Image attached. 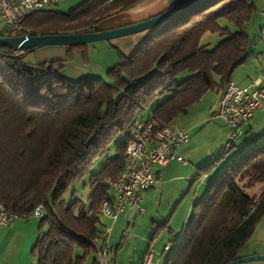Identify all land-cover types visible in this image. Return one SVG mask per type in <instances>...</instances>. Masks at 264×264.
Masks as SVG:
<instances>
[{"label":"trees","instance_id":"obj_1","mask_svg":"<svg viewBox=\"0 0 264 264\" xmlns=\"http://www.w3.org/2000/svg\"><path fill=\"white\" fill-rule=\"evenodd\" d=\"M141 1L85 0L67 14L48 9L29 17L18 36L105 31L101 27L114 13ZM255 12L252 0L196 4L155 27L132 56L115 48L118 62L105 77L77 81L66 77L67 60L32 66L25 58L29 51L0 47V197L19 218L43 207L33 249L37 264H86L92 257L102 264L108 226L101 206L114 196L106 181L117 180L127 165L135 121L154 118L164 128L208 93L224 94L252 55L245 28ZM207 33L221 37L216 47L202 44ZM11 37L0 32V38ZM222 159L202 168L196 181ZM87 178L84 196L77 185ZM258 184H264V145L211 184L167 264L239 259L264 218V192L257 197L246 190Z\"/></svg>","mask_w":264,"mask_h":264},{"label":"rangeland","instance_id":"obj_2","mask_svg":"<svg viewBox=\"0 0 264 264\" xmlns=\"http://www.w3.org/2000/svg\"><path fill=\"white\" fill-rule=\"evenodd\" d=\"M84 1L85 0H61L58 5L53 6L49 10L67 14ZM252 2L256 5V12L245 28L246 32L253 40L250 60L254 58L255 55L259 57L260 53L264 51V16L262 15L264 11V0H252ZM144 5L147 6L146 9H138L140 13L138 22H142L140 21L141 19L147 20L145 15L148 10L152 9L158 12L162 7L161 0H147ZM133 16L137 17L136 14H133ZM125 20L126 18L123 16L117 20L110 21L107 26H120L124 24L123 22ZM223 23L229 26L233 32L238 30L229 22ZM105 27L106 25H102L101 29L104 30ZM108 27L106 31L122 26L115 28ZM0 29L1 31L3 30V24L1 23ZM153 32L154 28L108 41L73 46L45 47L26 53L25 58L32 66H38L44 62L67 60L66 77L74 81L84 77H105L108 71L115 66V62L117 61L115 48L119 49L126 56H132ZM220 41L221 37L218 34L207 33L202 39V44H211L213 48L216 47ZM248 63L252 65V62ZM248 63L236 69L233 75L234 79L238 81V73L244 72ZM186 76L187 75H184L183 78ZM194 111H197V113L195 112L192 115V117H195V120H200L202 116L203 118H207L210 115L207 120V125L212 126L206 125V127L211 128L217 125L218 127H222V130L227 128L223 120L212 123L213 121L211 120H213V117L211 116H213L214 113L200 108V104L194 107ZM183 117H185V115L181 116L178 121H181ZM228 129L233 131V129L229 127ZM222 130L218 137L214 138L216 139L214 149H211L209 144L207 146L205 145L207 152H211L219 147L218 145L224 139ZM243 135L239 137L238 141L235 143V147L231 149L229 153L220 155L223 159L218 163V165L222 163V167L219 169L222 171L224 168V170L217 177L215 175V177L210 179L208 184H202V179L196 181L193 185L195 178L186 181L183 179L171 180L168 176H163L155 192H144L142 194L144 215L141 218H138L136 213H132L133 216L129 224L128 215L132 211L130 205H127V212L122 214L116 223L104 217V221L108 226L107 231L111 230V232L108 233L105 254L102 255V264H144L145 257L150 254V251L154 253L155 261L153 264H167L170 255L175 248L182 243L185 233L192 223L195 205L202 202L208 196L210 185L215 182L230 165L235 164L242 158L244 154L264 145L263 140L261 143L255 145V147L248 149L246 145L250 139H243L247 134ZM113 154L114 149L108 157L113 156ZM100 163L101 162L96 163L94 172L99 170ZM87 181L88 178L77 185L78 192L82 193L85 187L84 184ZM246 190L250 195L258 197L264 192V184H258L255 188H246ZM87 192H92L90 185ZM82 194L86 196V193ZM69 200L71 201L70 198ZM16 223V225L27 223L23 228V231L26 230L27 242L17 256L18 261L16 264H24L25 262L37 264V259L33 256V249L40 236V225L38 226L40 218L33 216L29 218H19ZM8 229L7 227L0 229V264H7L4 255L9 244L8 240H6L7 234L9 233ZM125 232L128 233L125 234ZM169 244L172 245V250L166 252L165 247ZM253 256H264V218L258 224L254 235L245 248L239 253V259ZM94 258L95 257L90 258L86 264H93ZM245 264H264V261H251Z\"/></svg>","mask_w":264,"mask_h":264},{"label":"built area","instance_id":"obj_3","mask_svg":"<svg viewBox=\"0 0 264 264\" xmlns=\"http://www.w3.org/2000/svg\"><path fill=\"white\" fill-rule=\"evenodd\" d=\"M60 2L61 0H0L2 31L12 33L14 36L19 35L29 17ZM262 15L264 16V11ZM258 111H264V71L260 78L253 79L247 87L232 80L221 97L218 112V117L233 129L226 151L234 148L244 133L243 128ZM158 127L159 124L154 118L135 121L132 138L126 151L127 165L117 180L106 181L114 196L103 202L101 214L114 223L126 211L127 205L131 206L138 218L144 215L142 194L155 190L157 183L155 167H165L173 160L185 162L179 150L190 142L189 130L180 126L177 121L164 128ZM32 216L42 218L43 207L37 208ZM18 219V215L7 210L0 197V227H11ZM107 232L110 233L111 230ZM171 250V244L165 247L166 252ZM152 258L151 252L146 257V263L151 264Z\"/></svg>","mask_w":264,"mask_h":264},{"label":"crops","instance_id":"obj_4","mask_svg":"<svg viewBox=\"0 0 264 264\" xmlns=\"http://www.w3.org/2000/svg\"><path fill=\"white\" fill-rule=\"evenodd\" d=\"M146 1L147 0H142L136 6H134L133 8L125 12L114 13L112 15L113 17H111L104 23L103 26L106 25L104 30L106 31V28L108 27L107 25L110 23V21L117 20L118 18L123 17V16H125L126 20L123 22L124 24L120 25L122 27L130 25V24L139 23L138 20L140 17L139 16L140 13L138 12V9L139 8L146 9L147 6L144 5ZM180 1L181 0H161V3H162V7L160 8L161 10H159L158 12L152 9L148 10L146 12L147 14L145 15V17H147L146 18L147 20L152 17H155L163 13L164 11L168 10L169 8H171L173 5L177 4ZM133 14H136L138 18L136 16H133ZM140 21H145V19L143 20L141 19ZM0 23L3 24L1 16H0ZM112 25H116V24H112ZM120 26L116 25V26H112L108 28H115V27H120ZM0 32H1V29H0ZM257 57L258 56L255 55L254 58H251V60H249L248 62H252V65L248 63L245 71L238 73L237 75L238 81L234 79V77H233V81L237 82L239 85L243 87H247L252 83L253 79L260 78L264 71V51L260 53V56L258 58ZM117 62H118V59L115 62V65L117 64ZM222 95L223 93L216 94V93L210 92L203 98V100L200 103V108L208 112L214 113V115L211 116L213 117V120H211L213 121L212 123L218 120L222 121V119L218 117V110H219V105H220V100H221ZM195 112L197 113V111H194V107H193L190 110V112L181 119V121H178L180 126L185 127L189 130L190 135H191L190 142L186 144L185 146H183L182 148H180L179 150V153L183 156L185 162H179L177 160H173L165 167H158V166L155 167L154 173L157 176L156 187H155V190L148 191V192H155L157 190L158 185H159L158 183L161 180V178H163V176H168L171 180L183 179L186 181H190L195 178V182L193 183L194 185L196 183V177L199 175L200 170L202 168L212 164L214 161H216L218 158L221 157L220 155L227 154L228 151H226V147L229 141L228 139L230 138L233 131H230V129H228L229 126L226 123L225 124L227 125V128L224 130H222V127H218L217 125L211 128L206 127V125L208 124L207 120L209 119L210 115L207 118H203L202 116L201 118L202 120L201 119L195 120V117H192L193 113ZM207 126H212V125H207ZM221 130H222V133L224 134V139L218 145L219 149L217 148L211 152H207V148L205 147V145L207 146L209 144V146H211L210 148L214 149L215 141H216V139L214 138L218 137ZM243 131H244L243 133L244 135L247 134V136L244 137L243 139H250V141H248L246 145L248 149L255 147V145H257L258 143H261L264 140V111H258L254 115L252 120L243 128ZM220 167H222V163L219 165L217 164L214 170L210 174L202 178V181H201L202 184H208V181L212 179L213 177H215V175L216 177L220 175L222 171L224 170L223 168V170L221 171V169H219ZM126 212L127 210L124 213ZM132 213H135V212L132 210L131 213L128 215L129 224H130V219L133 216ZM16 224L17 223L15 222L14 225H12L11 227H7L9 228L8 229L9 233L7 234L6 240H8L9 244H8V248L4 255V259L7 264H16V262L18 261L17 256L19 255L21 249L24 247L25 243L27 242V234L25 232L26 230L23 231V228L25 227L27 223H21L18 225ZM39 225L40 223L38 224V226ZM1 228L3 227H0V229ZM126 233L128 232H125V234ZM154 261H155V258H154V253H153L151 264H153ZM24 264H30V263L25 262Z\"/></svg>","mask_w":264,"mask_h":264},{"label":"water","instance_id":"obj_5","mask_svg":"<svg viewBox=\"0 0 264 264\" xmlns=\"http://www.w3.org/2000/svg\"><path fill=\"white\" fill-rule=\"evenodd\" d=\"M208 0H181L163 13L148 20L116 28L108 31L90 32L83 34H61L49 36H15L0 38V47H16L22 51H36L50 46H73L108 41L124 36H129L144 30L155 28L188 8ZM251 261H264V256L240 258L230 264H245Z\"/></svg>","mask_w":264,"mask_h":264}]
</instances>
